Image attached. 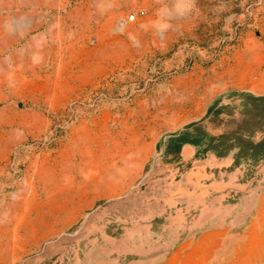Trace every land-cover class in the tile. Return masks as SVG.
Segmentation results:
<instances>
[{"label":"rangeland","instance_id":"obj_1","mask_svg":"<svg viewBox=\"0 0 264 264\" xmlns=\"http://www.w3.org/2000/svg\"><path fill=\"white\" fill-rule=\"evenodd\" d=\"M178 2L0 0V264H264V0Z\"/></svg>","mask_w":264,"mask_h":264},{"label":"clouds","instance_id":"obj_2","mask_svg":"<svg viewBox=\"0 0 264 264\" xmlns=\"http://www.w3.org/2000/svg\"><path fill=\"white\" fill-rule=\"evenodd\" d=\"M196 5V0H182V2H178L175 5L176 12L179 16L183 17L188 14H190L194 9ZM170 25L167 23H164L160 26V31H165Z\"/></svg>","mask_w":264,"mask_h":264},{"label":"built area","instance_id":"obj_3","mask_svg":"<svg viewBox=\"0 0 264 264\" xmlns=\"http://www.w3.org/2000/svg\"><path fill=\"white\" fill-rule=\"evenodd\" d=\"M133 18H134V17H133V15H132V16L129 17V20L131 21V20H133Z\"/></svg>","mask_w":264,"mask_h":264}]
</instances>
